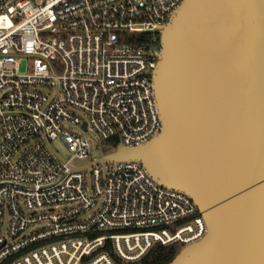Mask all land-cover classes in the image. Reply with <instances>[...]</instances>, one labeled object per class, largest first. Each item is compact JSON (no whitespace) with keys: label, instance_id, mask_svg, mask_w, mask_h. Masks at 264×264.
<instances>
[{"label":"built area","instance_id":"2783aa9c","mask_svg":"<svg viewBox=\"0 0 264 264\" xmlns=\"http://www.w3.org/2000/svg\"><path fill=\"white\" fill-rule=\"evenodd\" d=\"M182 1L0 0V264H139L203 239L194 201L140 161L76 169L159 133L152 76Z\"/></svg>","mask_w":264,"mask_h":264},{"label":"water","instance_id":"95a60500","mask_svg":"<svg viewBox=\"0 0 264 264\" xmlns=\"http://www.w3.org/2000/svg\"><path fill=\"white\" fill-rule=\"evenodd\" d=\"M152 80L159 133L76 169L137 160L194 201L207 232L165 264H264V0H183Z\"/></svg>","mask_w":264,"mask_h":264},{"label":"trees","instance_id":"16d2710c","mask_svg":"<svg viewBox=\"0 0 264 264\" xmlns=\"http://www.w3.org/2000/svg\"><path fill=\"white\" fill-rule=\"evenodd\" d=\"M138 37L148 38V36L144 34H140ZM177 252L178 248L175 245L164 246L155 244L139 264H165L170 262Z\"/></svg>","mask_w":264,"mask_h":264},{"label":"rangeland","instance_id":"374dc122","mask_svg":"<svg viewBox=\"0 0 264 264\" xmlns=\"http://www.w3.org/2000/svg\"><path fill=\"white\" fill-rule=\"evenodd\" d=\"M68 126H70L72 129L76 128L71 124H68ZM86 135L90 136L91 138L95 137V134L92 131L86 132ZM52 145L64 158L70 157L69 150L67 149V147L64 145V143L59 138L54 139L52 141ZM110 151H112V148H109V147L97 148L93 151V156L98 157V156H101V155L108 153ZM83 162L84 161H77V164H82Z\"/></svg>","mask_w":264,"mask_h":264}]
</instances>
